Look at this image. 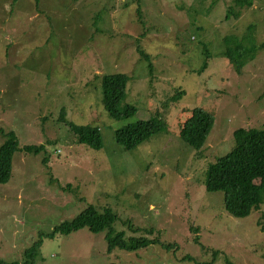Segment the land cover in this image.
Masks as SVG:
<instances>
[{
    "label": "rangeland",
    "instance_id": "1",
    "mask_svg": "<svg viewBox=\"0 0 264 264\" xmlns=\"http://www.w3.org/2000/svg\"><path fill=\"white\" fill-rule=\"evenodd\" d=\"M232 2L0 0V129L19 147L44 146L16 151L0 184V264H264V202L234 217L223 192L204 185L207 165L234 146L233 132L264 123V0L243 9ZM229 6L241 13L226 21ZM247 25L255 48L238 71L223 38ZM115 72L128 76L119 107L136 109L118 121L101 103V76ZM195 107L214 117L201 149L179 134ZM61 110L66 122L98 127L102 146L77 143L57 120ZM154 115L164 130L133 149L116 143L115 129ZM87 205L112 208L115 231L151 243L108 252L107 229L45 236Z\"/></svg>",
    "mask_w": 264,
    "mask_h": 264
},
{
    "label": "trees",
    "instance_id": "2",
    "mask_svg": "<svg viewBox=\"0 0 264 264\" xmlns=\"http://www.w3.org/2000/svg\"><path fill=\"white\" fill-rule=\"evenodd\" d=\"M38 1V0H36ZM232 4L243 9L250 6V0H232ZM235 10L232 6L226 8L224 19H236L240 16L241 10ZM252 25H247L241 36L235 34L225 35L224 55L234 63L236 70H240L245 61L252 55L255 45L254 36L248 30ZM140 55L148 62V70H152L150 55L140 46H137ZM207 67L204 61L200 71ZM200 73V72H197ZM128 76L124 73H107L101 76V103L105 112L115 121L123 120L135 114L136 109L129 105L119 107L120 101L125 94ZM183 93V92H182ZM175 95L180 98L181 94ZM71 132L77 143L85 144L89 147L99 149L102 146L101 136L98 127L90 125H75L66 122L62 110L57 118ZM214 117L210 112L195 107L191 110L180 126L181 139L195 149H201L213 126ZM165 129L163 122L157 115L148 120H140L131 124L123 125L114 131L116 143L123 150L133 149L149 136ZM0 134L4 136V141L0 144V184L6 183L10 178L13 167V156L16 151L38 154L44 146L43 144H26L19 147L18 138L13 131L0 129ZM235 144L225 155L218 157L214 162L207 165L204 173V185L208 192L222 191L223 204L225 210L234 217H245L250 211L259 210L264 202V123L261 127L238 128L233 132ZM47 161L46 158H44ZM116 215L110 207L98 210L93 205L87 207L69 221H63L54 225L52 230L45 236L52 237L55 233L67 234L79 228L87 227L92 232H99L107 229V251L114 248L125 250H135L145 247L151 243V239L146 236H129L123 238L122 231H115L113 222ZM129 228L130 224L127 225ZM261 228H264L261 226ZM152 230H150V233ZM40 241H36L25 252V258L37 252ZM176 246V245H175ZM177 247V246H176ZM262 255L264 256V246ZM24 264H28L24 260ZM108 264H116L114 262ZM228 264V263H227Z\"/></svg>",
    "mask_w": 264,
    "mask_h": 264
}]
</instances>
